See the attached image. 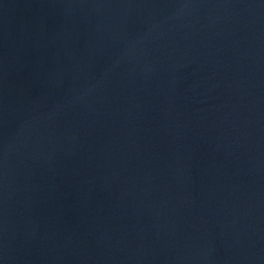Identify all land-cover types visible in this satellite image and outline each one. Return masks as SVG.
Returning a JSON list of instances; mask_svg holds the SVG:
<instances>
[{
    "label": "water",
    "instance_id": "1",
    "mask_svg": "<svg viewBox=\"0 0 264 264\" xmlns=\"http://www.w3.org/2000/svg\"><path fill=\"white\" fill-rule=\"evenodd\" d=\"M0 264H264V0H0Z\"/></svg>",
    "mask_w": 264,
    "mask_h": 264
}]
</instances>
